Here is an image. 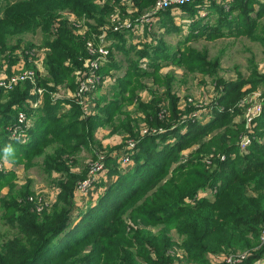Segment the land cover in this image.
Here are the masks:
<instances>
[{"label":"trees","instance_id":"obj_1","mask_svg":"<svg viewBox=\"0 0 264 264\" xmlns=\"http://www.w3.org/2000/svg\"><path fill=\"white\" fill-rule=\"evenodd\" d=\"M131 1L133 8L127 9L119 0H0L4 73L10 76L17 64L31 60L35 46L29 42L21 46L24 35L39 32V47L45 50V77L35 75L34 84L21 82L10 91L0 88V158L25 160L29 167L41 157L43 171L61 177L54 181L59 192L50 211L44 207L37 211L25 187L1 202L14 233L0 243V264H174L178 249L190 264H264L260 241L264 229V94L256 127L251 123L246 128L241 103L259 86L264 88V74L252 70L247 78L238 74L234 81H223L218 75V58L209 59L206 50L186 47L194 39L214 41L241 35L264 44L260 23L264 0H208L214 18L210 13L189 23L178 44L190 56L184 57L178 47L170 57L173 64L169 63L213 80L215 94L203 109L208 122L198 120L197 108L180 110L168 86L167 99L140 104L149 126L144 135L134 134L130 124L119 118L136 97H126L128 73L108 87L112 99L107 93L100 95L98 86L94 114L85 115L74 98L60 92L75 90L78 78L73 73L84 71L87 42L103 33L108 55L100 69L101 83L109 77L108 71L120 70L114 53L124 56L127 70L134 75L155 77L169 59L163 39L149 41L150 25L162 31V36L178 32L173 11L193 15L207 0L159 10L152 24H135V20L160 0ZM112 14L134 20L133 28L113 31L108 24ZM65 15L83 24H70ZM139 28L145 40L135 43L131 38ZM143 60H147L145 69L140 66ZM37 89H42V96ZM40 97L42 103L36 107ZM18 112L31 123L23 130L22 140L11 138L8 131ZM238 117L242 118L239 122ZM100 126L136 138L135 147L128 149L131 168L122 171L118 167L119 154L114 150L103 153L91 148ZM244 137L249 143L241 149ZM9 148L11 152H6ZM83 149L94 153L93 163L99 160L100 173L115 179L107 187L102 181L90 185L102 192L74 224L76 188L91 166L73 171L75 156Z\"/></svg>","mask_w":264,"mask_h":264},{"label":"rangeland","instance_id":"obj_2","mask_svg":"<svg viewBox=\"0 0 264 264\" xmlns=\"http://www.w3.org/2000/svg\"><path fill=\"white\" fill-rule=\"evenodd\" d=\"M119 2L123 6H126L127 9L133 8L132 4H129L128 2L120 0ZM205 3L206 4L203 5L199 11L196 10L193 12L194 14H197L198 17L192 18L194 14L191 15L190 13H182L178 9L173 11L172 18L173 22H175L179 27L180 31L178 32L168 34V36H162V31L161 33L157 30L156 27L152 28V26L150 25L152 37L149 38V41L150 39H163V42L167 46L165 54L167 56V59H169L165 61L164 64L166 65L163 64L160 66V69L158 70V73L155 77H139L137 75H134L132 71L127 70L124 56L117 53L113 54L115 61H117L118 65L120 66V70L108 71L109 77L107 79L113 80L112 83H114L115 78L121 77L123 74L128 73L127 78L129 81V86L126 91V97L130 96V94L135 95L136 97L133 99L132 104L125 105V109H122L124 112L122 115H120L119 118L122 122L130 124V126L132 127V132L134 134L139 133L141 135H144L147 133V128L149 127L147 125V122L145 121V114L140 111V104L144 106L152 100L160 99L163 101L167 99L166 92L168 86L171 89L170 93L174 94L178 98L177 106L180 110L184 109L185 106H192L193 108H197L200 110V117L198 118V120L201 123L208 122V117L205 116L206 113L203 109L208 105L215 94L213 80L210 78V76L203 75L201 74V72H192L187 70L186 67L171 65L173 64V62L170 61L173 60V57L172 59H170V57L171 55H174L173 53L176 49H178V47L180 49L179 52L182 53L183 56H190L189 53L185 52V47L178 44L181 43L186 36L185 34H187L189 29L186 28L188 27L189 23L194 22L197 18H206V16H208L210 13H212V19L214 18L213 10L208 7V0L205 1ZM149 12L150 10H146L141 16H144ZM64 17L66 19H69L70 24H76L78 27L83 24L82 21L76 20L75 16L65 15ZM152 19V17L149 18V24H152ZM210 19L211 18H208L207 21ZM140 20L141 19L137 18L135 20V24ZM125 21L133 22L134 20H131L130 18H121L119 14H112L110 16V21L108 24L112 27L114 25L117 26L118 23L121 24ZM211 22L213 21L210 20V23ZM260 23L264 25V18L260 20ZM256 32L259 31L257 30ZM80 33H83V30L80 31ZM131 34L132 32H130L129 35ZM133 34L134 35H132L131 38L133 42L136 43L138 41L145 40L143 38L144 34L142 29L139 28L138 30H135ZM258 34L260 35L261 33L259 32ZM258 34L255 33V36ZM243 36L245 35H241L240 37H223L214 41H207L204 38L194 39L186 42V47H192L196 52L206 50L209 59L218 58L220 62L218 75L223 81H234L238 74L242 75L244 78H247L252 70H256L259 74H264V44H261L259 42L260 40L258 41L256 39ZM98 37L91 38L89 41L97 42ZM28 42L34 44L35 46L31 52V60H28L27 62H20L19 64H17V66L11 70L10 76H20L24 73L33 71L35 75L45 77V69L43 65V56L45 50L39 47L42 43V35L39 32L24 35L22 37L21 46L24 47ZM0 66V80H5L7 76H9V74L4 73L6 66L4 65V62L2 63L1 60ZM141 67L145 69L147 66L146 64H144ZM78 73L79 72H75L73 73V75L79 78ZM34 79L35 77L33 76V81L30 80L31 84L35 83ZM112 83L109 80L106 81V85L102 90L105 91V94L108 92V87ZM246 88H249V85H247ZM74 91L69 89L60 90L62 94H66L69 97L74 94ZM258 94H264V88L262 86H259L257 89L253 90L245 96V106H247L248 102L253 105L255 103H258L260 100ZM112 95V93H107V96L111 99ZM96 97L98 98L99 94H95L94 98ZM67 109L68 108L66 107L63 108L64 111H66ZM94 113L95 111L92 114ZM241 119L242 118L238 117L237 122H239ZM252 124L254 125V127H256L257 121L252 122ZM152 128H154V126ZM134 139L136 138L131 137L129 134L112 131L108 126H100L97 128L95 134V142L97 146L94 145L91 146V148L95 150L100 149L103 153H106L108 150H114L115 152H117L119 154L118 167L122 171H124L131 168L133 163L131 160L128 161V149H130L129 147H135L136 144H134ZM49 151L50 148L46 150V152ZM101 151L99 152L102 153ZM99 155L101 156V154ZM92 156H94V153H92V151H90L89 149H83L75 156L76 164L73 167V171L80 172L81 170L87 168V166L91 165L93 163ZM124 159L128 162H125ZM27 163L28 162H26L25 160H19L17 158H0V243L3 240L11 237L14 233L10 226L6 223L5 217L7 216L8 211H5L3 209L1 203L2 201L8 199L10 195H13L15 197L20 188L25 187L29 193L28 198H30L31 201L35 202L41 207L44 205V210L50 211L56 203L59 190L54 181L61 180L60 175H58L57 173L47 175V173H45L42 169L43 166L41 163V157H38L36 160L32 161L29 167ZM89 172L90 169L87 170V175L84 180H86L89 176ZM93 176L94 177L91 180V184L102 181L105 183L106 187L109 186L115 179V177H107L104 173H100V170L97 171V173L94 172ZM80 183L76 188L77 193L74 199L75 207L71 214L74 224L79 220L78 215L84 213L88 210L89 207L95 205L97 194L102 192L101 188L97 190L96 185L89 186L90 184H88L81 188L82 183ZM150 230L155 231L156 229ZM171 235L175 241L179 240L174 231L171 232ZM176 254L177 259L174 264H190L186 262V256L182 252V250L178 249L176 251ZM217 258L219 257H216L215 259ZM262 263L263 262H259L258 264Z\"/></svg>","mask_w":264,"mask_h":264},{"label":"built area","instance_id":"obj_3","mask_svg":"<svg viewBox=\"0 0 264 264\" xmlns=\"http://www.w3.org/2000/svg\"><path fill=\"white\" fill-rule=\"evenodd\" d=\"M120 1H125L128 2L129 4H132L131 0H120ZM190 0H160L158 1L154 7L150 10V12L144 16H141V23H149V18H151L157 11L159 10H164L168 8L169 6H179L181 4L189 3ZM133 6V5H132ZM126 7V6H125ZM149 17V18H148ZM133 26L131 22L125 21L123 23H118L117 26L114 25L112 26L113 31H123L126 29H132ZM107 43L105 44V33L100 35L98 37L97 42H92L89 41L87 42L86 50L88 54V59L84 62V71L82 73H78L79 78H78V84L76 87V90L74 91V94L71 95V98H74L77 102V104L80 106L81 111L85 115H90L95 111V106H94V96L97 94V89L98 86L101 85V89H104L106 85V81L109 80L112 81L111 79H105L104 82L101 83V75H100V69L103 67L105 59L108 55V50L106 47ZM147 64L146 60H143L140 62V66ZM33 76L35 77L34 72H28L24 73L20 76H7L5 80H0V88L10 91L14 86L21 82L25 81H33ZM35 80V79H34ZM37 93L42 96V90L37 89ZM258 97L260 98L258 103L250 104V102L247 103V106H245V100H243L241 103L244 108V114H243V119L246 123V128L249 127V125L258 118L261 113H262V97L260 94H258ZM42 103L41 97L37 104L35 105L36 107ZM31 126L30 121L26 118V115L23 112H18L16 117H15V124L8 129L9 135L11 138H17L22 140L24 137L23 130ZM240 148L244 149L245 146L249 143V140L247 137H244L243 140L240 142ZM133 145V144H131ZM130 145V146H131ZM132 148V147H129ZM101 158V157H99ZM130 159L128 158V161ZM125 161V159H124ZM125 161V162H128ZM92 169V170H91ZM103 166L99 163V160L95 161L94 163L91 164L90 166V172L89 176L87 177L86 180L81 182V188L84 187L85 185L90 184L91 185V180L93 179V174L94 172L97 173V171L100 170L102 171ZM92 173V176H91ZM89 185V186H90ZM80 186V185H79ZM79 189V188H78ZM37 211H40L44 205L41 207L37 205ZM260 241L261 243H264V229L260 233ZM243 259V258H241ZM228 263L231 262L230 258L226 259Z\"/></svg>","mask_w":264,"mask_h":264},{"label":"crops","instance_id":"obj_4","mask_svg":"<svg viewBox=\"0 0 264 264\" xmlns=\"http://www.w3.org/2000/svg\"><path fill=\"white\" fill-rule=\"evenodd\" d=\"M159 32H161V31H159ZM159 32H158V33H159ZM161 33H162V32H161ZM162 34H163V33H162ZM102 90H103V89H101V91H100V95H103L104 92H105V91H102Z\"/></svg>","mask_w":264,"mask_h":264},{"label":"clouds","instance_id":"obj_5","mask_svg":"<svg viewBox=\"0 0 264 264\" xmlns=\"http://www.w3.org/2000/svg\"><path fill=\"white\" fill-rule=\"evenodd\" d=\"M6 152H11V149L9 148V149H6Z\"/></svg>","mask_w":264,"mask_h":264}]
</instances>
